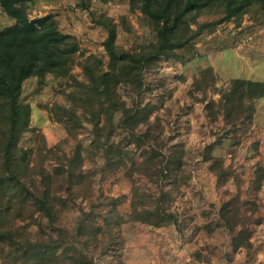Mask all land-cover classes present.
Instances as JSON below:
<instances>
[{
    "label": "rangeland",
    "instance_id": "obj_1",
    "mask_svg": "<svg viewBox=\"0 0 264 264\" xmlns=\"http://www.w3.org/2000/svg\"><path fill=\"white\" fill-rule=\"evenodd\" d=\"M25 12L28 20L52 16L77 44L68 77L22 83L20 102L30 112L17 144L26 153L22 181L30 193L48 188L53 207L52 220L35 212L34 223L15 222L25 234L50 236L64 264H264V10L201 14L176 57L144 70L140 92L120 86L119 104L98 117L71 95L88 83L84 61L107 70L108 32L99 22L108 23L118 51L139 52L156 41L148 17L129 0H31ZM14 23L0 7V32ZM236 82L263 90L253 96L244 88L253 111L230 125L207 106L220 112L221 94ZM139 110L146 119L130 126ZM134 209L173 218L142 223ZM241 231L247 244L234 248ZM6 252L0 264H12Z\"/></svg>",
    "mask_w": 264,
    "mask_h": 264
},
{
    "label": "trees",
    "instance_id": "obj_2",
    "mask_svg": "<svg viewBox=\"0 0 264 264\" xmlns=\"http://www.w3.org/2000/svg\"><path fill=\"white\" fill-rule=\"evenodd\" d=\"M31 0H0L2 11L15 21L14 25L0 32V252L12 264H64L62 255L57 254L56 241L49 239L32 241L25 230L15 222H35L33 215L39 212L53 219L52 194L48 188L40 193H30L22 181L26 168V153L18 146L21 135L29 130L30 112L20 102L22 83L30 78H43L47 74L68 77L75 61L77 44L73 37L62 34L52 16L46 15L28 20L25 5ZM130 8L140 11L150 20L156 41L141 48L139 52L118 51L115 36L105 20L99 22L108 37L103 46L108 55L107 70L100 64L82 63L88 83L79 85L80 90L71 99L80 103L97 116L98 110L109 111L118 105L117 89L124 86L132 92L143 88V71L149 69L160 58L176 57L175 50L183 48L188 24L203 13H220L242 16L251 5L264 10V0H129ZM235 91L221 94L220 112H212L213 104L207 106L210 115L222 113L230 125L247 120L253 108L246 103V88L256 96L263 90L260 84L236 82ZM245 86V87H244ZM245 88V89H244ZM259 97V96H258ZM261 97V96H260ZM108 103L105 106V103ZM121 124L128 125L129 111L122 109ZM140 110L135 112V121L130 126L146 119ZM216 113V114H215ZM142 117V118H138ZM24 191V192H23ZM30 197V200H29ZM33 205L28 207L27 202ZM163 200L161 203H164ZM225 205L224 207H226ZM223 211V210H222ZM132 219L142 223L158 225L171 220V214L157 210H133ZM225 227L232 229L230 218L221 213ZM92 235L95 232H91ZM248 233L238 232L232 239L234 248L247 244ZM4 254V253H3Z\"/></svg>",
    "mask_w": 264,
    "mask_h": 264
}]
</instances>
